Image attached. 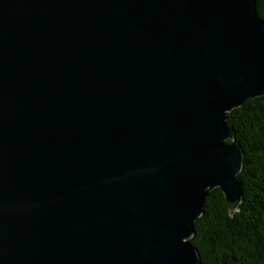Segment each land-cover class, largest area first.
<instances>
[{
    "label": "water",
    "instance_id": "95a60500",
    "mask_svg": "<svg viewBox=\"0 0 264 264\" xmlns=\"http://www.w3.org/2000/svg\"><path fill=\"white\" fill-rule=\"evenodd\" d=\"M262 96L257 0H0V264H202Z\"/></svg>",
    "mask_w": 264,
    "mask_h": 264
},
{
    "label": "trees",
    "instance_id": "16d2710c",
    "mask_svg": "<svg viewBox=\"0 0 264 264\" xmlns=\"http://www.w3.org/2000/svg\"><path fill=\"white\" fill-rule=\"evenodd\" d=\"M257 11L264 20V0H257ZM227 117L245 154L237 176L243 202L231 215L222 191L212 190L191 242L202 264H264V96L246 101Z\"/></svg>",
    "mask_w": 264,
    "mask_h": 264
}]
</instances>
